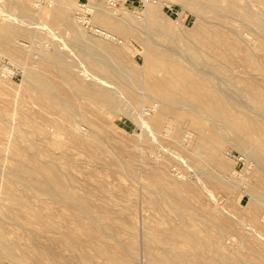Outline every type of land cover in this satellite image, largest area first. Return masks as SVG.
<instances>
[{
  "label": "bare ground",
  "instance_id": "obj_1",
  "mask_svg": "<svg viewBox=\"0 0 264 264\" xmlns=\"http://www.w3.org/2000/svg\"><path fill=\"white\" fill-rule=\"evenodd\" d=\"M27 1L10 0V10L0 8V30L2 36L8 40L37 39L40 42V64L25 67L21 64L31 86L28 92L40 106V110L21 113L23 119L18 122H14L13 116L5 111H0V156L5 152L16 157L7 169L1 170L0 167V197L9 200L5 205L6 210L0 212L16 222L19 218L24 219L30 229L43 231L48 237L49 245L44 258L31 262L27 250L13 238H8L1 225L0 257L11 258L18 264H44L55 261L53 249L60 246L68 251L64 250L67 252L65 256L59 253L60 264L62 259L68 261L66 264H99L96 263L100 261L98 256L104 259L102 264H144L143 257L139 261L141 256L137 248L138 237L142 235L146 264H264V216L262 218L259 215L261 205L264 204V86L247 79L244 80V86H239L233 74L235 67H244L260 71L264 76V8L257 7L252 0H182L198 17L207 21L198 25L192 36H186L171 29L161 14L158 0H144L146 9L143 21L131 17L125 10H118L116 13L111 9L108 11L103 3L98 2L100 5H92L95 9L92 16L96 23L105 28H98L92 22V27L88 29L91 32L79 28L82 25L78 24V27L75 20L68 15L74 7L87 13L92 12L91 2L82 5L77 0H54L56 6L50 15L62 17V24L73 36V39L70 36L68 38L76 42L75 45L80 46L76 47L82 52L79 56L70 57L56 41L45 37L47 34L43 36L37 29L32 31L30 26L33 23L27 26L28 23H23L25 20L14 16L17 14L15 11L25 16L31 13ZM206 17H211L216 22L209 21ZM76 18L80 20L81 15ZM27 19L33 22L31 18ZM238 21L259 34L258 40L251 42L254 46L243 43L240 30L231 26ZM38 23L40 25V20ZM39 27L46 29L43 24ZM105 29L127 35L131 39L137 38L135 31H144L148 38L142 44L144 65H147L145 73L132 67L133 65L130 66L126 60V52L130 48L128 43ZM184 30L189 32L187 28ZM56 31L53 30L52 33ZM52 33L50 32V36ZM66 34L64 32L57 36L64 37ZM157 35L172 38V43L159 47L153 37ZM61 37L58 36L63 41ZM74 42L68 44L74 45ZM148 42L150 45L146 44ZM136 44L140 45V42ZM36 51L38 54V50ZM4 54L9 55L11 61H19L17 47L0 48V55ZM77 63L82 66L75 69ZM10 68L6 64L0 66V71L4 72L0 73V82L11 78V73L14 74ZM220 80L235 85L237 95H247L255 114L240 110L238 107L246 101L242 100L240 104L235 96L221 87ZM122 99L134 106L145 100L158 102L152 104L153 112L148 113L145 120L142 119L139 137L145 133L142 125H147L171 149L173 147L177 153L180 152L179 159L180 155L186 157L184 159L194 164V168L197 167L204 176L202 180L197 175L199 180L197 178L195 182L186 179L183 181L177 175V178L172 176L169 173L172 159L175 158L172 152L167 154L168 157L160 158L161 160L146 162L149 168L143 173V186L147 189L145 198L152 205L151 208L154 207L159 213L160 220L155 221L152 218L155 222H148L143 233L139 232L132 220L133 212H128V218L118 215L123 209L115 208L116 202H111L105 189L98 184L99 180L82 179L88 184L80 186L76 184L74 174L81 154L88 156L86 159L89 158L93 170L95 169L92 175L98 171L97 164H104L111 155L119 156L118 153L110 151L106 118L107 114L124 107ZM252 109L250 110L253 111ZM139 114L137 112V116ZM112 125V129L117 128L115 124ZM227 132L234 134L236 146L247 152L255 162L254 179L244 177L239 182L232 180V175L236 173L222 157L223 153L221 154V146L227 141ZM58 135L64 139L54 141V136ZM3 139L6 140L5 143ZM137 146L141 148L139 144ZM148 146L153 147L149 139ZM158 146L153 149L159 148ZM116 151L126 154V148L121 145ZM138 152H131L129 156L126 154L127 160L120 157L118 162L112 161L111 165H117L122 171L121 181L125 176L138 179L141 159ZM85 165L89 166L87 163ZM81 173L79 174L82 175ZM18 185L23 186L21 194ZM208 186L227 193L249 195V201L254 204L256 211L248 213L251 227L246 226L247 220L244 223L247 229L251 228V232L249 228V232L242 230L241 237L238 235L245 244L244 247L247 246L250 251L248 254H237L236 249H232L233 246L230 248L224 241L223 231L236 228L238 218L232 216L225 203L217 205L218 202L215 205L212 202L218 200V194L216 192L217 199L214 200L215 195L212 197L211 194L213 190L210 192L206 188ZM24 190L31 192L32 197L37 200L44 201L41 204L34 202ZM131 193L128 195H132ZM141 195L144 194L139 196ZM132 196L131 199H137L135 195ZM227 198L230 199V196ZM240 198L239 196L237 202L235 201L239 205ZM46 199L60 207L54 208ZM123 217L126 222L122 220ZM122 229L127 230H124L125 234L129 233L127 238L123 237ZM88 248L93 250L91 254L86 252ZM94 257L98 259L95 262Z\"/></svg>",
  "mask_w": 264,
  "mask_h": 264
},
{
  "label": "rangeland",
  "instance_id": "obj_2",
  "mask_svg": "<svg viewBox=\"0 0 264 264\" xmlns=\"http://www.w3.org/2000/svg\"><path fill=\"white\" fill-rule=\"evenodd\" d=\"M28 1H27V3H28V6L30 8L31 13L29 15L25 16V15H22L19 11H15V13L17 12V14H14V16L17 19H18V17H21L22 21L25 20L23 23H25V25L28 23L27 26H30L29 23L30 24L33 23V25L31 24V26H30V29L32 31L37 29L38 32H41V34L43 36L45 34L49 35V37L47 35L45 37L52 39L54 42L56 41V44L58 46L60 45L61 49L63 48L62 50L64 52H66L70 57H76V56L81 55L82 52L79 49L80 46L78 44L75 45L76 42H74L72 40L73 36H72L71 31L69 29H66L65 26L62 24V17L61 16H59V17L57 16L56 17L55 15H50L52 13V9H54V7L56 6V3L54 2V0H41V1L38 0V2H37V0H28ZM32 1H34V2L32 3ZM77 1H79V3H81V4L83 3L84 5L85 4H90V3H88V1L91 2V5H90L91 8L90 9L92 10V12L91 11L88 12V16H89L88 18L89 19L92 18L91 19L92 21L90 22L89 25H86L85 23H83L82 19L77 20V18H76V16H78V15L82 16L83 11L85 12V10H83V11L82 10H78V8L74 7L71 12H68V15H70V17H72V19L75 20L76 25L78 27H79V25H82L79 28H82V29H84L86 31H90L88 29H90L92 27L91 26L92 22H93L92 24L97 26L98 28H101V29L105 28V27L100 26L98 23H96V21H94L95 18H93V16H94L93 11L95 9H93L92 5H94V4L96 5L98 2L99 3L101 2L100 4L103 3L104 6L103 5H101V6L105 7V9L108 10V11H109V9H111V10H113L114 13H116V12H118V10L119 11H124L125 10L124 12H126L128 15H130L133 18L134 17L138 18L140 21H143L144 11L146 9V2L144 0H123V2H122V0H116V1L115 0H86V1L85 0H77ZM158 1H159L161 14L164 17L165 21L169 23V25H170V27H171V29L173 31H175L176 33H178L180 35L182 34V35H186V36H192L193 31L195 30V28L198 27V25L204 24V23L207 22L206 19H204L203 17L202 18L198 17L196 12L193 11L190 6L184 5L182 0H158ZM252 2L255 5H257V7L264 8V0H252ZM99 3H98V5H100ZM40 4H42V5H40ZM0 8H2L4 10H10V0H0ZM75 9H77V10H75ZM38 10H40V11H38ZM77 11H78V14H77ZM38 13H41V14H38ZM40 15H41V17L43 16V18H41ZM27 18H31L33 22H31V20H29ZM74 18H76V19H74ZM206 18L209 21L216 22V20L211 18V17H206ZM26 20H29V21H26ZM36 20L38 22L40 20V22H41L40 25H39V23ZM35 21H36V24L39 25V26H41L43 24L46 27V29L45 28H41L39 26H38V28H36L37 25L35 24ZM235 24H236V26H235ZM235 24H232L231 26H233L234 28L240 30L241 38L243 39V43H246L248 45H253L254 46V44H252V43H255L258 40V37H259V34L257 33V31H255L251 27L245 26L241 21H238ZM185 28L189 29V32L184 30ZM47 29H50L51 31L47 30ZM53 30L54 31L57 30L58 32L56 31V32L52 33ZM59 31L63 32V33H60ZM106 31H108L111 35L112 34L114 36L117 35L120 38V40H125L128 43L130 48H128L129 50H127V52H126V60L128 61L130 66L133 65L132 67H135V68L139 69L140 71H144V73H145L147 71V65L146 66L144 65V56H143V53H142V49H143L142 46L143 45L142 44H143V42H146V39H148V38L146 37V34L143 33L144 31L140 32V33L135 31L134 32V33H136L135 36H137V38H135V39H131L129 36L124 35V34L122 35V34L115 33L113 31H111L110 29H107ZM50 32L52 33L51 34L52 36H50ZM64 32H65V34L66 33H68V34H66V36L64 35V37H63V35H58L59 37L62 36L61 37L62 40L64 39L63 41H60L61 39L58 38L57 34H64ZM55 34H56V36H55ZM247 34H248V36H247ZM2 35H3V33L0 30V48H4V47H7V46L17 47L18 52H19V59H18L19 61H16V62L14 60L11 61V58L8 57L9 55H5V54L4 55H0V66H1V64H6V67L8 66V68H9V66H10L11 67L10 68L11 71L14 73V74H12L11 72H9V73H11V78H9V79L8 78H5V79L3 78L4 80L2 82H0V111H5L10 116H13L14 122H18V121L23 119L22 118V114L40 110V106L35 102V100L30 96V93L28 92V88H30L31 86L29 84L28 77L24 73V68L22 67V66L25 67V66H31V65L38 66L40 64V58H41V55L39 53L40 42H38L37 39H27L25 41L8 40L6 37H4ZM254 35H255V38H254ZM69 36H70V38L72 37L71 40H70V38H68ZM242 36H244V37H242ZM54 37H55V40H54ZM65 37L67 38V40H66ZM153 37H154V41H156L158 43L159 47L166 46V45H169V44L172 43V38H168V37H164V36H160V35L153 36ZM248 38H249V40H248ZM68 40L70 42L71 41L74 42V45H73V43L72 44H68V43H70ZM62 42L68 44V46L70 48L66 44H63ZM137 42H140V45H137L136 44ZM62 44L65 45V46L63 47ZM146 44L150 45V42H148ZM76 46H79V47H76ZM66 48L68 50H71L72 53L70 51H68ZM36 50H38V54H37ZM78 51H79V53H78ZM73 52L76 53V54H73ZM74 55H76V56H74ZM261 56L263 57V55H261ZM37 57H39L38 58L39 62H38ZM21 64H22V66H21ZM76 65L77 66H75V69H78L79 68L78 66H82V65H80V63H77ZM12 69H14V70H12ZM242 69H244V70H242ZM0 73H4V72L0 71ZM233 74L236 77V79L238 80V85L239 86H244L245 85V83H244L245 79L250 80L253 83H257V84H259L261 86H264V83H263L264 82L263 81L264 76L262 75V73L260 71L253 70L252 68H247L246 69L244 67H242V68L241 67H235L233 69ZM237 74H238V76H237ZM24 77H25V79H24ZM26 78H27V81H26ZM223 83H224V85L226 84L228 87L226 85L224 86ZM26 84H28V85H26ZM111 85L115 86L114 84H111ZM220 85H221V87L223 89H225L228 92H230V94H232L233 97L235 96V98L239 101L240 104L243 101H246V102H243L242 105H240L238 107L240 110L249 112V113H251L253 115L255 114V111L251 107V103L248 101L247 95L246 96L245 95H237L235 93V90L237 89L235 85H232V84L230 85L229 83H227L224 80H220ZM229 88H231V89H229ZM122 101L124 103V107L122 109H119L115 113L107 114V118H106V126H107V129H108V133L110 135V139H109L110 140L109 146H111L110 147V151L112 153H115V152L118 153L119 156L116 155V154L111 155L112 157L110 159L108 158L106 161H104V164H103V162H102V164H97L98 171L95 174L92 175V172L95 169L93 170V167L91 166V163L89 162V158L86 159L88 156L86 154H81L83 157L86 155L84 157L85 159L82 156H81L82 158L80 157V159H79L80 162L76 165V171H74V174L77 175V176L75 175V179H77L76 184H78L80 186H85V185L87 186V184H88L86 181H84L82 179H86L87 181H88V179L89 180H95L96 179L97 181L99 180L98 184L100 186H102L103 189H105L106 195H108V197L110 198L111 202L113 204H115V202H116L115 208L118 207V208L123 209L122 212H119L118 215H121V217L124 216L125 218H128V215H127L128 212H131V213L133 212L134 214L132 213V220H134L135 225L137 226L139 232L143 233L147 229L146 227H148V222H155V221H159L160 220V216L158 215L159 213H157V211H156V209L154 207L153 208L155 209L156 212L153 211L154 209L151 208L152 205L149 204L148 202H146V198H145L146 195H147V189H146L145 185L143 186V184H145L143 173H144L146 168H149V166H146L147 165L146 162H149V161L152 162L155 159H160L162 157L164 158V156L168 157L167 154L169 152H172L173 154H175V158L172 159L173 162H171V165H170L171 167H169V169H170L169 173L172 176H174L176 178H177V176H179V178L181 177V179L183 181H185L184 179H186V181H191V182H195V180L197 181V178H198L197 175H199L200 179L203 178L202 180H204V176L201 173V171L198 170L197 167L194 168V166H195L194 164H192L188 159L185 160L184 158H186V157H184L182 155H180L181 158L183 157L182 161H181V158L179 159V155H178V153H180V152L177 153V150L174 149L173 147L171 149V147H169L161 139V137L159 135H156L155 133L150 131L151 128L148 127L147 125H145V126L142 125L143 128L145 127L144 128V130H145L144 135L145 136L142 135L141 138L139 137L140 135H138V134L141 131L140 130V123L143 124L142 122L148 116V113H152L153 112L152 111V109H153L152 108V104L153 103H158V102H154L152 100H145L142 103L144 105L140 104L138 106H134L133 104L131 105L130 102H128V101H126L124 99H122ZM33 104H35L36 106H34ZM245 107H247V108H245ZM249 108L252 109L253 111H251ZM131 109H133V110H131ZM136 109H137V111H136ZM137 112H138V114L139 113L141 114V115L139 114L140 117H138L139 115L137 116ZM112 124L113 125L115 124V126H117V128L116 129H112L111 128ZM148 128H150V129H148ZM191 134L193 135L192 131H191ZM146 137H147V139H146ZM233 137H234V134L232 132H229V134L227 132L226 133L227 141H225L222 144V146H221V154L223 153L222 157L230 164L231 168L236 173V175H232L231 178H232V180L235 179L238 182L241 181L240 179H244V177H247V179H249V178L250 179H254L255 170H256V166L255 165L256 164H255V162L253 160H251V158L248 156L247 152H245L242 148L236 146V144H235V142L233 140ZM63 139L64 138L61 135L54 136V141H62ZM148 139L150 140V142H152L153 147H156V145L157 146L159 145L158 146L159 148H154V149H153V147L149 148ZM154 139H156V140H154ZM140 140H142V141H140ZM144 140H145V143L143 142ZM153 140H154V142H153ZM2 141L4 143L6 142V140H4V139ZM146 142H147V144H146ZM142 143L144 144V146H143ZM138 144L140 145L141 148H139L137 146ZM120 145L124 146L126 148L125 152H126V154H128V156H129V154L131 152H135V151L138 152L139 151L138 152V156H139V158H141L140 159V164H139L140 167L138 165V168L140 169V170L138 169V172H139L138 179L139 180L138 179L134 180V179L129 178L128 176H125V178L123 177L124 180L122 179L123 181H121L122 177H121L120 174L122 173V171L120 170V168L117 165H115V164L111 165L113 160L118 162L120 157L122 158V160H127L128 159L127 155L124 152L123 153L126 155V157H125V155L123 156V153L120 154V152L116 151V149ZM162 145H163V147H162ZM143 147H145V148H143ZM160 148H161V150L164 153L160 150ZM145 149H146V151H145ZM149 150H151L150 151L151 153L149 152ZM152 150L154 152H156L157 150L158 151L156 153H154ZM152 153H153L154 157H156V158H154L153 155H151ZM159 153H160V156H159ZM165 153H166V155H165ZM140 154H141V156H140ZM147 154H148V156H147ZM156 154H157V156H156ZM169 154H171V153H169ZM173 154H172V157H174ZM158 156H159V158H158ZM148 157L151 158V159H149ZM0 158H1L0 160H1V163H2V165L0 166L2 168L1 170L7 169V167L10 166L12 164V162L16 159L15 156H13L11 154H8V153H5V152L1 153ZM176 158H178L179 161ZM142 159H143V161H142ZM183 159L185 160V162H184ZM186 161L188 163H186ZM106 162H108V163H106ZM85 163H87L89 166L85 165ZM104 166H108L109 168L108 167H104ZM187 166H189V167L187 168ZM84 168H86V169H84ZM87 168H89V170ZM90 169H92V170H90ZM100 169H102V170H100ZM102 171L103 172H107V173L109 172V175L107 173H104L105 174L104 175L102 173ZM196 171H198V174H197ZM79 173H81L82 175H80ZM248 173H249V175H248ZM88 174H90V175H88ZM98 175H100V176H98ZM239 175H242L243 178H242V176L240 177ZM251 175H252V177H251ZM82 177H84V178H82ZM101 177H102L103 181H102ZM113 177H115V178H113ZM198 180H199V178H198ZM100 182H102V183H100ZM103 182H105L106 184L103 183ZM81 184H84V185H81ZM132 184H133V186H132ZM205 184L207 185V183H205ZM136 185L138 186L139 191H138ZM131 186L133 187L134 190H132ZM17 187L19 188V190H20L19 193L21 194L22 191H23L22 190L23 186L22 185H18ZM209 187L210 186H208L206 188L208 189ZM135 189H137V192L135 191ZM119 190H121V192ZM127 190H129V192ZM208 190L209 191L210 190L214 191V193H212L213 191L212 192L210 191L211 194H213L212 197L215 195L214 196V200L217 199L216 195L218 194L217 195L218 196V200L212 201V202H214L215 205L218 202L219 203L217 205H219V204L223 205L225 203L227 205V210L229 209V212L232 214V216L235 215L234 217L237 216L236 219L238 218L236 220V223H237L236 224L237 225L236 228L234 227L232 229H226V230L223 231L224 241L229 244L228 246H230V248H232V246H233L232 249L235 248L236 251H237V254H240V255L248 254L250 251L248 250L247 246L244 247L245 244L243 242H241V238H240L241 237V233L240 232L242 230H244L246 232L249 230L251 225L249 223V219L248 218L250 217V214L255 213V211H256L254 204L250 203V201H249V199H250L249 195H247V194H240L239 195V194H236L235 192L234 193H229V192L227 193V191H223V190L215 189V188H213V189L209 188ZM24 191L26 192V194H28L32 198V200L34 202L37 201L36 203H40L41 204L42 201H44V200H42V201L41 200H37L36 198L32 197V193L31 192H27L26 190H24ZM109 192L110 193L113 192V193L110 194ZM119 192L121 194H119ZM131 192H133V193H131ZM216 192H217V194H216ZM114 193H116L115 195H116L117 199L114 196ZM128 193H131L132 195H135L134 197H137L138 200L136 198L131 199L133 196L130 195L131 196V198H130ZM136 193L139 194V195L140 194H144L143 195L144 197L142 195L141 196H139V195L137 196ZM219 193H220V195H219ZM238 195L241 197L240 198L241 205H239V203H236L237 200L239 199ZM128 196H129V198H128ZM229 196H230V199L227 198ZM121 197H123V198H121ZM93 199H95V201H97V202L99 201V200H96V198H93ZM46 201L48 203H51L52 206L54 208H56V209L60 207L57 204H55L54 202H51V200H49V199H46ZM233 201L234 202L236 201V202L233 203ZM8 203H9V200L4 199L3 196L0 197V211H5L6 210V208H5L6 206L5 205L8 204ZM135 204H136V206H135ZM133 205H134V207H133ZM149 205H151V206H149ZM228 207H230V208H228ZM232 209L233 210L236 209V210H234V213H233ZM230 210H232V211H230ZM238 211L241 212V213H238ZM140 213H141V215H140ZM149 213L152 214V215H150ZM248 213H250V214H248ZM263 214H264V204L261 205L260 212H259V215L262 218L264 216ZM143 215L146 218V220H148V221L145 220ZM137 216H138V218H137ZM157 216H158V218H157ZM124 217L122 218V220H124L126 222ZM152 218L155 219V221ZM242 219H245V220L242 221ZM137 220H138V223H137ZM106 221H109V220H106ZM128 221H130V219ZM245 221L247 222V225H246V223H244ZM17 222L14 221L13 219H11L10 217L4 215L2 212H0V226L2 225L5 228L8 238H10V239L13 238L14 240H16L21 245V247L23 246V248L27 250V255H28L29 260L31 262H33L34 260L38 261V260H41L42 258H44L45 250L47 249V247L49 245L48 237L45 235V233H43V231H40V230H37V229H30V227L27 225L25 220L22 219V218H19ZM144 224H147V225H144ZM245 225L247 227L248 226H250V227L247 229V227ZM122 230H123V232H122L123 237L127 238L129 236V233L127 232L128 234H125V232L127 230H125V229H122ZM124 230H125V232H124ZM249 231L251 232V228H250ZM231 234L232 235L234 234L233 235L234 237ZM225 235H226V237H225ZM238 235L240 237H238ZM142 239H143V236L140 235L138 237V242L140 244H138V242H137V246H138L137 248L140 251V255L139 256H141V257H139L140 258L139 261H141L142 257H143V260H142L143 262L142 263L146 264L145 253L143 252V249H142L143 248L142 241H141ZM59 247L60 246L56 247L55 248L56 250L53 249V252H54L53 253V258H55V261H53V262L47 261L44 264H60L59 261H58V259L61 258L59 253L63 254L62 256H65V255H67L68 251L64 247L63 248H61V247L59 248ZM88 249H86V252L91 254L93 250L90 249V248H88ZM64 250H66L67 252L64 251ZM97 258L100 261H97L96 263L102 264L101 261L103 262L104 259L101 256H98ZM10 259L11 258H8V257H6V259H5V257H0V264H18L16 261H14L12 259L10 260ZM93 259H94V262H95V260H98V259H96V257H94ZM64 263L66 264V263H68V261L62 259L61 264H64ZM139 264H140V262H139Z\"/></svg>",
  "mask_w": 264,
  "mask_h": 264
},
{
  "label": "built area",
  "instance_id": "obj_3",
  "mask_svg": "<svg viewBox=\"0 0 264 264\" xmlns=\"http://www.w3.org/2000/svg\"><path fill=\"white\" fill-rule=\"evenodd\" d=\"M82 22L85 23L86 25H89L91 20L88 18V13L87 12H83L82 16H81ZM92 26V24H91ZM2 65V64H1Z\"/></svg>",
  "mask_w": 264,
  "mask_h": 264
}]
</instances>
